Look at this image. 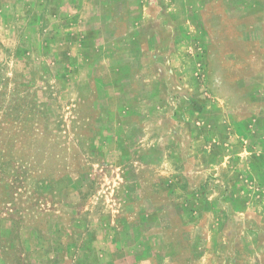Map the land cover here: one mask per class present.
<instances>
[{"label": "rangeland", "instance_id": "374dc122", "mask_svg": "<svg viewBox=\"0 0 264 264\" xmlns=\"http://www.w3.org/2000/svg\"><path fill=\"white\" fill-rule=\"evenodd\" d=\"M0 264H264V0H0Z\"/></svg>", "mask_w": 264, "mask_h": 264}]
</instances>
